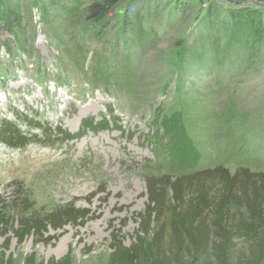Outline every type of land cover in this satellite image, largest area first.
Returning a JSON list of instances; mask_svg holds the SVG:
<instances>
[{"label": "rangeland", "instance_id": "obj_1", "mask_svg": "<svg viewBox=\"0 0 264 264\" xmlns=\"http://www.w3.org/2000/svg\"><path fill=\"white\" fill-rule=\"evenodd\" d=\"M97 1L0 0V126L36 140L0 142V202L13 220L22 208L89 212L38 245L0 224V256L15 264L32 252L107 264L113 234L135 242L151 176L264 171V0H118L93 21ZM105 118L116 127L81 135ZM182 134L195 169L178 163Z\"/></svg>", "mask_w": 264, "mask_h": 264}, {"label": "trees", "instance_id": "obj_2", "mask_svg": "<svg viewBox=\"0 0 264 264\" xmlns=\"http://www.w3.org/2000/svg\"><path fill=\"white\" fill-rule=\"evenodd\" d=\"M117 1L94 2L89 7V19L102 20ZM116 125L106 118L100 123L92 119L85 123L81 135L87 131H110ZM43 132L47 139L51 138L52 130L46 132L43 128ZM57 133L61 140L74 139L62 130ZM33 141L36 140L10 122L0 126V142L11 148H24ZM180 146L183 153L178 156L179 165L195 169L198 155L192 154L184 134ZM147 191L148 203L139 214L135 242L126 246L119 234H113L107 264H264V171L239 167L231 173L224 166H217L176 177L151 176L147 178ZM21 196L22 193L16 198L22 208L25 200ZM21 212L13 220L0 202V224L7 228L5 235L12 232L20 245L31 237L37 238L38 245L49 228L63 230L68 225L83 224L89 217V212L77 209L75 203L45 215L23 208ZM213 240L215 255L210 252ZM235 240L242 241L245 249H238ZM186 256L192 259L187 261ZM15 263L14 257L1 254L0 264ZM22 263L73 264V258L69 253L60 260L44 261L32 252Z\"/></svg>", "mask_w": 264, "mask_h": 264}]
</instances>
